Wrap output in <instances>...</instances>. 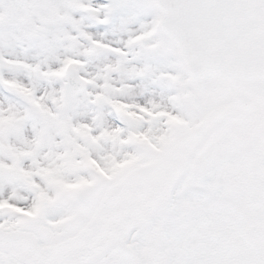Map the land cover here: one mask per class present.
Wrapping results in <instances>:
<instances>
[{"label": "snow or ice", "instance_id": "obj_1", "mask_svg": "<svg viewBox=\"0 0 264 264\" xmlns=\"http://www.w3.org/2000/svg\"><path fill=\"white\" fill-rule=\"evenodd\" d=\"M0 264H264V0H0Z\"/></svg>", "mask_w": 264, "mask_h": 264}]
</instances>
